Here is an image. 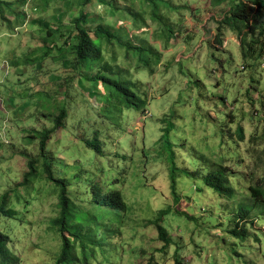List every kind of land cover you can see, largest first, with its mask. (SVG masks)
I'll return each instance as SVG.
<instances>
[{"label":"rangeland","instance_id":"374dc122","mask_svg":"<svg viewBox=\"0 0 264 264\" xmlns=\"http://www.w3.org/2000/svg\"><path fill=\"white\" fill-rule=\"evenodd\" d=\"M1 1L12 4L0 10V198L10 193L16 216H0V229L20 264H56L61 254L59 187L44 173L38 137L62 110L46 156L68 183L70 213L90 214L86 227L98 224L107 237L90 246L89 264H264V206H253L249 189H264V8L251 22L256 32L242 30L240 41L224 26L218 44L231 0ZM82 13L90 31L101 24L117 38L104 45L107 71L82 62L77 77ZM96 75L126 82L145 112L96 87ZM31 160L36 173L24 183ZM220 170L232 196L205 184ZM116 190L129 207L121 217L96 203ZM166 208L168 246L151 222ZM239 209L251 216L236 235Z\"/></svg>","mask_w":264,"mask_h":264},{"label":"trees","instance_id":"16d2710c","mask_svg":"<svg viewBox=\"0 0 264 264\" xmlns=\"http://www.w3.org/2000/svg\"><path fill=\"white\" fill-rule=\"evenodd\" d=\"M89 1V0H88ZM228 0H214L215 5H220ZM232 6L220 22V25L217 28L216 39L214 42L221 44V39L223 36V27L228 26L234 32L239 35L240 41H243L241 36L242 30H247L248 32H256L255 25L251 24L252 20L259 15V11L264 8V0H231ZM12 3L4 2L0 0V10L7 8ZM88 15L82 13L80 16L74 19L75 25V39L76 44L72 47L75 53V74L77 75V67L82 62H103L104 70L107 71L109 67V62L105 61L103 58L104 45L112 44L117 36L112 32L108 27L98 24L93 31H90L87 26ZM84 25V26H83ZM225 43V42H224ZM252 43H256V40H253ZM120 46L126 47L129 51V47L118 41ZM67 45V44H65ZM143 48V47H139ZM63 47L60 48L62 51ZM252 50V47H250ZM244 56V55H243ZM245 58H248L244 56ZM89 81H91L89 79ZM92 81L95 83L96 87L99 84L107 87L112 91L111 96H123L122 103H126L128 107L134 106L138 109H142L145 112V101L137 96L130 90L129 85L120 80H114L105 75H96L92 78ZM107 95V94H106ZM67 118V113L65 110H62L58 117L55 118V126L52 129L39 132L40 138V155L44 158V173L47 178L55 182L59 187V205H60V215L53 222L54 226L58 229L60 233V238L62 241V250L59 258L56 261V264H74L80 263L89 264L90 258L93 256V251L90 249V246H101L102 242L106 240L99 233L98 229H101L98 224L90 225L86 227L85 221L87 218H92L90 214L83 215L82 217L76 216L73 213H70L71 209V199L68 192V183L65 180L56 179L52 164L48 161L46 156L47 145L51 140V135L55 130L60 129L63 126L65 119ZM242 138V137H241ZM89 146L93 147L97 152L100 151L97 144L89 143ZM35 160H31L28 163L29 171L24 178V183L28 181L29 177L33 176L36 173V168L34 166ZM36 165V164H35ZM174 170V169H173ZM205 184L212 188L217 194L222 196H232L234 194V189L230 186V180L226 172L223 170L210 172L208 175L204 176ZM170 188L171 193L174 196V202L178 204L180 202L179 195L177 194V180L175 172L172 171L170 174ZM251 199L253 201V206H264V189H260L258 186H250ZM100 192V190H98ZM10 200V193L7 192L0 198V216H6L12 218L16 216V211L12 209H7V205ZM97 206L99 209L103 208L108 210L112 215H118L121 217V213L126 212L129 207H127L126 202L124 201L123 195L120 191L116 190L112 193H105L103 196L97 197L96 200ZM171 209L166 208L159 210L157 212L156 218L154 221H151L152 224L157 226L159 236L162 241L165 242V245H170V239L167 237V230L163 226V221L166 215L170 213ZM251 212L244 209H239V221L235 229L232 230V233L238 234L239 225L250 220ZM98 218L97 215H93ZM253 223V221H251ZM93 223V222H92ZM237 229V230H236ZM69 235L70 237H67ZM77 243L80 244V251L77 253ZM10 237L5 234L0 229V264H20V258L12 253L10 250ZM176 264H184L178 258H176Z\"/></svg>","mask_w":264,"mask_h":264}]
</instances>
